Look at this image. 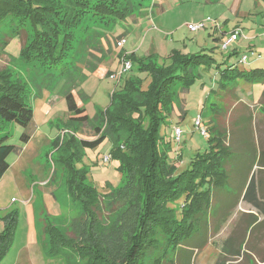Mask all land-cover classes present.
Masks as SVG:
<instances>
[{"label":"trees","instance_id":"16d2710c","mask_svg":"<svg viewBox=\"0 0 264 264\" xmlns=\"http://www.w3.org/2000/svg\"><path fill=\"white\" fill-rule=\"evenodd\" d=\"M134 1L0 0V25L12 26V35L0 39L3 51L11 39H19L24 32L25 42L18 57H10L11 60L31 63L52 76L53 81H63L64 99L73 115L67 122L87 123L94 130L95 137L91 140L76 138L66 131L63 135L70 151L63 160L69 175V193L82 211V217L74 226L75 237H62L56 226H48L43 233L51 253H75L84 264H144L148 256L155 257L152 255L160 249L162 252L154 264L170 257L166 255L167 251L171 253L183 243L201 219L206 218L213 190L227 184L224 166L232 158V152L216 127L210 129L213 136H210L208 150L191 159L186 169L177 171L171 156V143L160 134L161 126L167 125L177 104L176 85L187 89L200 77L202 68L216 65L219 69L221 64L225 66L220 69L219 85L238 78L264 85V69L243 70L227 64L237 53H231L225 61L215 64L216 59L208 51L183 54L173 50L167 63H159V57L154 53L139 57L134 53L119 52L117 56L121 62L131 63L129 73L124 79L123 75L118 78L119 87L110 93L109 106L89 119L85 109L77 106L72 91L84 79L83 69L94 72L98 64L106 60L104 51L109 50V44H105L109 40L106 32L145 8L134 7ZM84 22H91L90 28L108 49L102 47V52L89 50L96 62L85 63V68H79L80 60L73 61L67 54L74 31ZM53 72H57L56 75ZM137 72L144 73L149 79L146 86ZM15 76L12 70L0 69V132L8 123L26 128L32 120L33 111L28 104L25 83ZM262 96L264 98V91ZM5 140L6 136L1 133L0 179L9 168L7 157L16 150L15 146L5 144ZM21 140L26 143L29 136L23 134ZM104 140L109 141V158L118 161L121 173V185L112 189H118L119 194L125 191L123 195L128 200L108 225L98 217L102 210L100 193L88 182L87 169L74 166L81 160L82 149H94ZM181 198L185 200L178 215L172 205ZM1 219L4 227L0 232V260L10 246L17 222L16 212Z\"/></svg>","mask_w":264,"mask_h":264},{"label":"rangeland","instance_id":"374dc122","mask_svg":"<svg viewBox=\"0 0 264 264\" xmlns=\"http://www.w3.org/2000/svg\"><path fill=\"white\" fill-rule=\"evenodd\" d=\"M134 7L149 8L150 15L128 17L118 22L112 31L106 32V38L110 41L106 40L104 43L109 44L106 45L109 50L104 51L106 60L98 66H106L109 72L104 74V78H100L94 72L83 69L84 79L72 91L77 106L85 109L89 119H93L98 111L109 106L110 93L118 89L119 79H112L110 76L119 73L120 63L123 61L121 62L117 54L124 52V49L136 46L139 54L137 56L140 57L154 46L161 55H158L159 63H167L168 60L164 56L169 54L172 48L181 50L184 44H187L192 50L190 54L208 51L217 58V64L221 58L229 56L234 48L237 55L245 53L252 42L262 56L255 62L264 66L263 0H135ZM138 14L140 13L136 12V15ZM90 23L84 22L74 31L72 46L67 54L73 61L80 60L79 68H85V63L96 62L89 50L102 52V47L108 49L102 45L99 35L90 28ZM189 24H203L205 27L194 31L188 29ZM223 29L225 33L222 32ZM26 31L29 35L28 26ZM232 34L236 35V40L231 41ZM8 35H12V26L0 25V39ZM30 36L32 37V34ZM217 37L218 40H215ZM29 38L28 36V41ZM122 39L125 42L119 47L116 43ZM24 42L25 33L22 32L19 39L13 38L7 43L5 51L0 46V69L12 70L15 77L25 83L29 96L28 104L33 111L32 120L26 128L11 122L0 132L2 136H6L5 144L16 147L7 157L9 168L0 179V232L4 227L1 218L13 212L17 215L10 246L0 264H84L81 257L75 253H51L50 247L45 245L43 233L48 226H56L62 237H75L74 226L82 217V211L79 203L69 193V175L63 160L70 155V151L63 135L66 131V134L76 138L91 140L95 137L94 130L87 123L67 122L73 115L69 113L64 99L63 81H53L52 76L31 63L11 60L12 57H18ZM225 44H228L226 49H222ZM195 45L198 49H193ZM132 66L133 69L136 68L135 63ZM224 66L221 64V69ZM246 68L248 69L249 65H246ZM212 69L209 74L201 73L181 98L180 87L175 86V110L182 109L185 116L182 119L172 114L167 125L161 126L160 134L165 135L171 143V156L174 157L173 162L176 163L178 172L186 169L197 154L208 150L210 136L213 134L210 132L212 125L223 135L225 144L232 152L228 164L237 163L239 160H245V164L257 162L260 150L264 149V111H259L260 106L264 105V98L254 107L256 114L245 111L240 113L233 93L224 95V91L218 86L220 76ZM128 73L124 72L122 79ZM137 74L146 86L149 79L142 72ZM260 92L258 86L257 95ZM237 96L241 98L238 93ZM255 100L257 102V98ZM212 115L213 122L208 123L206 120ZM196 121H199V125H196ZM174 128L181 131L179 141L174 139ZM23 134L29 136L26 143L21 140ZM56 142L57 147L54 146ZM239 149L249 155L239 156ZM110 150L109 141L104 140L94 149H82L81 160L74 163L78 169H87L88 182L99 191L102 210L98 212V217L107 225L114 221L123 209V203L128 201L123 195L125 191L119 194L118 189H112L121 185V173L117 160L105 161V157H109L111 153ZM184 200L181 198L172 205L177 209L178 215ZM161 252L160 249L152 255L155 257L148 256L144 264H154Z\"/></svg>","mask_w":264,"mask_h":264},{"label":"crops","instance_id":"0c3cea01","mask_svg":"<svg viewBox=\"0 0 264 264\" xmlns=\"http://www.w3.org/2000/svg\"><path fill=\"white\" fill-rule=\"evenodd\" d=\"M148 9L145 7L140 11V14L132 17L138 18L139 15V17L149 16ZM224 29L222 30L223 33H225ZM214 39L218 40V37ZM250 43V46L248 45L249 47L245 51L254 50L257 52L256 55L260 57L255 56L247 64H241L239 63V59L244 53H239L229 59L227 64L234 65L238 69L243 70L253 68L264 69V66L257 65L255 62L262 58L258 52L260 50H257L256 45L253 46L252 42ZM193 49H198V46L195 45ZM173 50H177L183 54L192 53L189 45L184 44L181 50L172 48L166 56L168 57ZM201 50L204 49L201 48ZM123 51L128 54L134 53L139 55L136 46L124 49ZM152 53L159 55L156 47L151 46L143 56ZM232 53H237L236 48L233 49ZM159 56L161 57V55ZM166 56H164L165 59L167 58ZM226 58H221V61H217V64L225 61ZM215 59L217 60V58ZM252 64L253 66L250 67ZM246 65H249L248 69ZM211 68L220 76L221 68L217 69L214 65L209 68H202L200 72L202 75L209 74ZM108 70L106 66L102 68V64H100L94 73L99 75L100 78H104V74H107ZM241 82L247 83V86L242 85ZM218 86L224 91V95H228L230 92L233 93L235 104L240 108V113L245 111L256 114L254 107L263 98V84L248 82L238 78L233 82ZM258 86L261 89L259 95H257ZM187 91V89L180 88L179 92L181 94H179V98L183 97ZM237 93L241 95V98H238ZM218 97H220V94ZM255 98H257V102H255ZM217 99L219 100V98ZM263 107L264 105L260 106V113L264 111ZM172 114L182 119L185 116L182 110L178 109L176 111L175 106L173 107ZM213 117L212 115L206 121L208 123L213 122ZM262 118L264 120V116ZM213 127L214 125L210 129ZM238 153L241 157L249 155L241 149L238 150ZM240 161L242 160L234 164H228V162L225 164L224 167L228 174L227 184L223 188L213 190L206 218L201 219L193 234L183 243L176 246L171 253L167 251L166 255L169 254L170 257H165L161 261L157 260L155 264H264V149L260 150V157L257 162L252 161L250 164H245V160Z\"/></svg>","mask_w":264,"mask_h":264},{"label":"built area","instance_id":"2783aa9c","mask_svg":"<svg viewBox=\"0 0 264 264\" xmlns=\"http://www.w3.org/2000/svg\"><path fill=\"white\" fill-rule=\"evenodd\" d=\"M205 26L203 24H199V25H191L189 24L188 25V29L189 30H194V31H197L198 29H201V28H204ZM216 29V28H215ZM214 29V30H215ZM232 40H236V35L235 34H232L231 36V41ZM124 39L120 40L117 42V45L119 47H122L123 44H124ZM228 44H225L222 46V49H226ZM260 57L259 55H256V53L252 50H249L248 52L244 53L243 55H241L240 59H239V63L241 64H247L249 62V60L253 57ZM131 67V64L129 61H126V60H123V62L121 63V69L119 71L118 74H113L111 75L110 77L112 79H118L121 77V75H123V73L129 71ZM196 125H199V121H196ZM173 134H174V139L176 141H179V137H180V134H181V131L178 129V128H174V131H173ZM110 158L109 157H105V161L109 160Z\"/></svg>","mask_w":264,"mask_h":264}]
</instances>
